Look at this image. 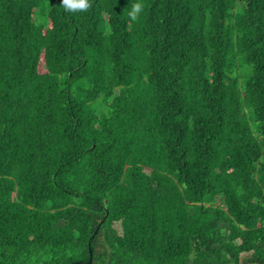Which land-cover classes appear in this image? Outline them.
Wrapping results in <instances>:
<instances>
[{
	"label": "trees",
	"instance_id": "trees-1",
	"mask_svg": "<svg viewBox=\"0 0 264 264\" xmlns=\"http://www.w3.org/2000/svg\"><path fill=\"white\" fill-rule=\"evenodd\" d=\"M87 2L0 0V264H264V0Z\"/></svg>",
	"mask_w": 264,
	"mask_h": 264
},
{
	"label": "clouds",
	"instance_id": "clouds-1",
	"mask_svg": "<svg viewBox=\"0 0 264 264\" xmlns=\"http://www.w3.org/2000/svg\"><path fill=\"white\" fill-rule=\"evenodd\" d=\"M62 5L66 7L68 10H84L88 8L87 0H61ZM140 5H134L129 15L132 18H135L136 14L140 11Z\"/></svg>",
	"mask_w": 264,
	"mask_h": 264
},
{
	"label": "water",
	"instance_id": "water-1",
	"mask_svg": "<svg viewBox=\"0 0 264 264\" xmlns=\"http://www.w3.org/2000/svg\"><path fill=\"white\" fill-rule=\"evenodd\" d=\"M99 227H100V225H98V228L95 230L94 234H96L98 232ZM89 252H90V259L87 262L76 261V262H71L69 264H91V262L93 260V251L90 247H89Z\"/></svg>",
	"mask_w": 264,
	"mask_h": 264
},
{
	"label": "rangeland",
	"instance_id": "rangeland-1",
	"mask_svg": "<svg viewBox=\"0 0 264 264\" xmlns=\"http://www.w3.org/2000/svg\"><path fill=\"white\" fill-rule=\"evenodd\" d=\"M97 107H98L99 110H100V109L103 110V106L100 105L99 103L97 104ZM99 110H98V111H99Z\"/></svg>",
	"mask_w": 264,
	"mask_h": 264
}]
</instances>
